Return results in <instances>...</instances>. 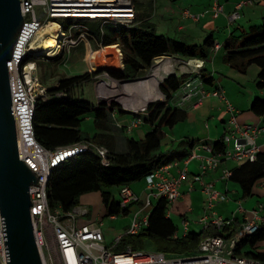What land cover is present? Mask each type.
Here are the masks:
<instances>
[{
	"label": "built area",
	"instance_id": "1",
	"mask_svg": "<svg viewBox=\"0 0 264 264\" xmlns=\"http://www.w3.org/2000/svg\"><path fill=\"white\" fill-rule=\"evenodd\" d=\"M250 4H253V0L238 1L233 10L227 14L228 22L233 23L238 20L240 18L239 10ZM20 11L23 24L13 46L12 56L6 63L7 82H9L10 110H12L15 128L17 156L37 177L36 183L31 184L28 189L29 220L31 234L42 264H264L260 259L234 253L239 239L254 233L258 225L264 223V215L259 214L257 209H252L249 211V216L246 215L241 222L236 236L227 238L220 235L219 233L233 221V218L216 215L212 209L219 200L226 201L227 197L215 189L212 183H204L199 175L195 179L200 182L201 189L205 194L206 213L198 219V222L203 226V229L213 227L218 233L204 237L193 252L180 256H165L162 251L133 249L129 245L123 250H115V245L123 234L134 235L146 226L148 212L139 215L144 207L151 204V197H162L168 203L180 198L179 188L181 181L186 176L185 168L177 172L176 177H168L164 174L167 165L159 166L146 174L144 180L147 193L143 201L127 185L118 188L120 206L141 202L144 207L135 211L125 232L118 234L115 237L114 245L111 246L104 244L100 218L96 221L78 224L81 217L87 216V206L78 204L67 212H62L59 208H50L47 184L51 169L60 161L83 150L94 151L100 157V162L107 165L108 150L90 140L50 150L36 140L32 116L37 99L46 98V87L38 81L36 62H23V58L27 54L52 57L48 55L49 49L45 47V43L51 40L57 46V51L53 56L61 54L65 50L69 51V48L77 46L82 41H87L88 37L97 40L96 36L91 33L89 24H97L100 28L106 24L129 26L134 23L136 13L132 0H20ZM223 12V5L214 0L211 6L212 15L216 17ZM183 15L191 20H199L200 17V14H193L188 10H185ZM47 24L56 26L41 33ZM98 42L101 44L100 41ZM220 48L221 45L214 42L210 48V54ZM119 54L121 56V52ZM203 63L204 59L200 58L181 59V66L186 68L184 72L191 76L182 83L179 89L173 92L170 98L173 106L182 107L191 99L200 103L205 96H215L224 102L225 109L230 115L226 120L225 132L220 138L223 144L221 150L215 151L212 145L207 143L195 145V148H202L208 152V155L204 157L205 163L202 164V172L205 167H216L223 159L238 163L254 161L260 151L256 138L262 127L239 123L236 118L237 110L227 101L222 88L212 90L204 88V82L199 75L193 76L194 73H199ZM141 122L140 117L133 118L127 126V131ZM194 156H196L195 152L192 151L191 157ZM223 175L229 178L231 170L224 169ZM237 210L244 211L241 205ZM109 217L115 218L116 215ZM2 220L0 215V264H8L9 258ZM181 224L182 236H185L189 231L190 221L182 218ZM172 237H178L177 233L175 232Z\"/></svg>",
	"mask_w": 264,
	"mask_h": 264
},
{
	"label": "trees",
	"instance_id": "2",
	"mask_svg": "<svg viewBox=\"0 0 264 264\" xmlns=\"http://www.w3.org/2000/svg\"><path fill=\"white\" fill-rule=\"evenodd\" d=\"M134 3L136 20L129 26L106 24L99 27L89 24V29L102 47L118 44L123 69L120 72L108 71L110 76L117 79H133L140 72L151 67L154 59L164 55H174L182 58H200L206 60L210 55V48L214 44L211 35L199 43H186L156 32L155 26L149 21L152 13L153 0H132ZM235 42H226L223 46L224 62L244 72L249 64H255L258 72L255 78L257 89L264 90V22L259 26H251L243 30ZM62 53V52H61ZM61 54L52 57L27 54L23 62L40 60H54ZM200 78L207 84H212V77L207 68L199 71ZM96 72H84L63 78L56 86L46 87V98H38L32 116V125L36 140L47 149L65 147L83 140H96L97 134L83 135L80 130L81 120L88 114L93 115L95 121H105L108 113L114 108L119 113H132L142 116V123L151 128L143 138H125L126 151L116 153L108 150V164H102L100 157L92 150H83L55 165L51 171L47 184V197L51 209L59 208L62 212L69 211L80 204V195L89 191H98L103 208L108 216L126 215L128 204L120 206L119 199H115L110 188H119L133 181L144 178L154 168L162 163L160 146L163 137V127H172L184 116L183 110L171 106L169 99L182 83L189 77L186 74L176 76L167 75L159 84L163 101L149 103L146 108L136 113L123 110L116 103L98 105L83 98L71 96V91L82 82H87ZM130 110L126 105L121 104ZM250 110L256 115L264 114V98L255 96ZM192 147L194 141H186ZM215 151L221 150V140L212 142ZM105 147V146H104ZM229 179L236 183L242 197L252 194L258 182L264 180V150L259 151L254 161H245L231 170ZM141 203V202H140ZM139 203V204H140ZM190 206L188 194H183L178 200L168 203L158 198L150 211L146 226L134 235L123 234L115 250H123L126 246L142 249L145 242H150L155 249L165 253V256L189 254L195 250L198 243L208 235L216 232L213 227L208 230L193 232L189 230L185 236L173 238L176 225L167 211L178 217H184ZM241 222L234 219L219 233L231 238L236 236ZM264 241V223L259 224L257 230L243 236L236 243V255L257 258L264 263V253L258 250L260 242Z\"/></svg>",
	"mask_w": 264,
	"mask_h": 264
},
{
	"label": "crops",
	"instance_id": "3",
	"mask_svg": "<svg viewBox=\"0 0 264 264\" xmlns=\"http://www.w3.org/2000/svg\"><path fill=\"white\" fill-rule=\"evenodd\" d=\"M216 1L222 4L224 8V12L222 14L217 15L216 17H214L211 13V6L214 0H168L166 2L165 7L166 12H168L167 16H169L170 18L174 17V20L178 21L175 27V31L182 32L185 30V32H187L186 34H188L190 38H193L195 36L198 38H203L205 36L207 37V34H209L213 37L214 42H218L221 45V48L218 51L223 49V46L226 42H235L233 40H237V37L241 34L243 30H247L251 26H259L264 22V0H253V4L243 6L239 10L240 18L233 23L228 22L227 14L233 10L234 5L240 0ZM153 10L154 2L152 11ZM185 10H188L190 13L193 14H200L199 20H191V18L189 17H184L183 12ZM163 18L164 16H162L161 19L163 20ZM152 23L154 24L156 29L157 24L154 22ZM160 34L168 36L167 33ZM215 34H217V36ZM220 36H223V38L221 37V41L219 38ZM92 40H95L97 44H99L98 40ZM191 43L195 42L191 41ZM115 45L117 46V51L119 52L120 48L118 44ZM93 51L97 52V50ZM218 51H216L217 53L215 52L216 54H210L209 57L204 60L203 67L207 68L210 76L213 78L212 84H207L204 82V88L206 90L222 88L227 101H229L230 104L237 110L236 118L239 123L254 124L262 127V130L256 138V143L259 147V150L263 151L264 114L256 115L250 110V105L255 96L264 98V90L257 89L255 86V78L258 72V67L254 64L255 68H252L250 72V75L252 74L254 77L252 79V81L254 82V85H252V87L250 86V88H244V85L242 86V83L240 82L241 78L238 77L237 73L236 75H232V79L234 81L232 82V86L226 87V85H223L220 77L216 76V72L214 70L215 67L206 66L208 62L212 63L215 66L216 64H218L216 62L218 58ZM181 59L187 58H179L180 61ZM121 63L122 54L120 56V64ZM222 66L225 67V65ZM249 68L251 69V66L247 67L244 72L246 73ZM122 69L123 64H121V68H116L115 72H120L122 71ZM196 75H199L200 77V73H194L193 76ZM99 102L93 104L98 105ZM169 103L171 106H173L170 99ZM177 108L183 110L184 116L172 127L162 128V146H160L159 150L161 154L162 163L159 166L167 165V170L164 174L168 177H176L178 175L177 172L184 168L186 169V176L181 181L179 190L181 192L180 198L185 193L189 195L190 206L187 209L184 217H179L180 220L182 218L188 219L190 221L189 230L193 232H199L201 230L206 229L208 230L210 228L209 227L203 229V226L198 222V219L204 213H206L205 194L201 189L200 182L195 179V177L198 175L201 176V179L202 181H204V183H212V186L215 189L224 193L227 197L226 201L219 200V202H217L213 207L212 212H214L216 215H220L224 218H233V220L236 219L239 222H242L246 215L249 216V211L252 209H257L259 211V214L264 215V180L258 182V184L254 186L252 194L250 196L242 197L238 185L223 175L224 169L232 170L240 163L233 160L223 159L218 163L216 167H205L202 172V164L205 163L204 157L208 155V152L202 148H195V145L199 143L212 144V142L219 140L222 137L225 132L226 120L230 116L225 109L224 102L221 101L218 97L208 95L205 96L202 101H200V103H196L195 99H191L188 101V103L186 102L182 107ZM126 114L128 115L121 116L118 110L114 108L110 113H108L107 119H105V121H94L93 134H97V138L96 140L91 141L101 146H105L106 148H109L116 153H124L126 151V137H132L136 140L141 139L143 138L144 134L151 128L148 125L143 129L135 132V129L139 128L142 124H144L141 122L136 127L131 128L130 131H127V126L131 123L133 118L140 117V119L142 120V116L133 115L132 113ZM90 115L91 114H88L84 117V119L89 117ZM191 140L194 141V145L192 147L186 144V141ZM192 151L195 152L196 156L191 157ZM141 180L143 183L141 188H133L131 184H128L127 186L134 193L140 196L141 201H143L146 196L147 190L144 178H142ZM116 189L118 192V188ZM157 199L158 198L151 197V204L152 200L156 202ZM239 205L242 206L244 211L237 210ZM166 215L171 216V218L173 216L168 211ZM99 218L100 217L98 216L97 219ZM84 220L81 219L82 222ZM131 220L132 218L128 221L126 228L130 224ZM176 233L178 236H182V233L181 235H179L177 227Z\"/></svg>",
	"mask_w": 264,
	"mask_h": 264
},
{
	"label": "rangeland",
	"instance_id": "4",
	"mask_svg": "<svg viewBox=\"0 0 264 264\" xmlns=\"http://www.w3.org/2000/svg\"><path fill=\"white\" fill-rule=\"evenodd\" d=\"M167 1L168 0H153L154 10L152 11L149 19L150 21L157 24L156 32L163 34L167 33L169 37L184 41L185 44L191 43V41L197 44L201 43L206 36L203 38H198L196 36L190 38V36L186 34L187 32H185V30L182 32L175 31V27L178 21L174 20V17L170 18L169 16H167L168 12H166V7H165ZM162 16H164L163 20L161 19ZM215 35L217 36V34ZM221 37L223 38V36L219 37L220 41L222 40ZM101 49L102 46L97 44L95 40H92L88 37L87 41H82L77 46L69 48L68 49L69 51L65 50V52L61 53V55L58 58H55L54 60H40L36 62L35 67H37V75L39 78L38 81H40L41 84L45 87L47 86L52 87V86H56L58 81L63 78H67L74 75H80L83 74L84 72L94 71L96 72L95 76L90 78V80H88L87 82H82L80 85H77L75 88H73L71 91V96L75 98L86 99L91 103H97L99 101L103 102L104 104L116 103L120 107L121 104H124L131 110L134 106L132 105V102L128 101V98L138 96V93L140 91L139 87L142 86V81L138 78L148 76L152 72V70L155 67V64H157L155 63L156 59H154L150 68L140 72L138 76L133 78L134 80L125 79V81H119L120 79L116 80L115 78L111 77L108 71H115L116 68H121V64L116 63L115 60H112L111 59L112 55H109L110 57L102 58L100 55H98L99 54L98 52H100ZM51 50L54 49H50L49 52L51 56H53L55 53H52L53 51ZM92 50H97V52H93V54H90L89 51ZM119 52L118 55L120 56ZM88 54L90 55V60L92 64H98L100 65V68H97L96 70L90 69V65L86 60ZM167 56L169 61L173 63L172 71L169 74L172 75L175 74L176 76L185 74L184 70H186V68L181 66V61L179 60V58L182 57L174 56V55H164L157 58H165ZM223 57H224V50L221 49L220 51H218V58L216 61L218 64H216V66L209 62L206 64L207 67H211V66L215 67L214 70L216 72V76L220 77L223 85H226V87L232 86V82H234L232 79V75L234 74L236 75V73L238 77L241 78V81L240 80L239 81L242 83V86L244 85L243 86L244 88L245 87L250 88V86L252 87V85H254V82L252 81L254 77L252 74L250 75L252 68H255V65L253 63L247 66V67L251 66V69L249 68L248 71L245 73L225 63ZM106 63L112 65V67L108 68V70L103 66V64L105 65ZM114 65H116L117 67L114 68ZM222 65H225V67ZM250 79H251V85H250ZM156 92L157 94L154 101H163L165 97L162 98V93L159 88V84L156 87ZM154 101L152 100L149 103ZM120 114L121 116L128 115L126 113H120ZM140 115L143 116L144 113L141 112ZM94 121L95 119L93 115H90L89 117L81 120L80 130L83 133V135H89V136L93 135ZM146 126L148 125L142 124L139 128L135 129V132L143 129ZM130 184L133 188H141L143 183L142 180L140 179L137 181H133ZM110 190L112 191L114 198L117 199L118 192L116 187L110 188ZM79 203L81 205L87 206L89 209V214L85 217H81L82 220L85 219L83 222L96 221L97 217L98 216L100 217V219L102 220L101 228L104 234V244L110 246L114 245L115 237L118 234L125 232V229H127L126 226L128 224V221L132 218L135 211L143 206V203L132 204L129 206V212L126 215L123 216L119 215L115 218H111L106 214L103 208L101 196L98 191H89L83 193L82 195H80ZM154 203L155 202L152 200V204H150L148 207L143 206L144 207L143 211L140 213L139 216L149 212L152 206L154 205ZM81 219L78 220V224L82 223ZM172 220L177 226L179 235H181L182 224L180 218L173 215ZM142 249L156 250L154 245L148 241L145 242V245ZM258 250L264 253L263 240L262 242L259 243Z\"/></svg>",
	"mask_w": 264,
	"mask_h": 264
},
{
	"label": "water",
	"instance_id": "5",
	"mask_svg": "<svg viewBox=\"0 0 264 264\" xmlns=\"http://www.w3.org/2000/svg\"><path fill=\"white\" fill-rule=\"evenodd\" d=\"M22 24L20 0H0V215L4 224L8 264H42L31 234L29 220L28 189L31 184L36 183L37 177L17 156L15 128L10 110L9 82H7L6 63L12 56L13 46ZM147 105L136 110L145 109ZM121 108L132 112L122 105Z\"/></svg>",
	"mask_w": 264,
	"mask_h": 264
},
{
	"label": "bare ground",
	"instance_id": "6",
	"mask_svg": "<svg viewBox=\"0 0 264 264\" xmlns=\"http://www.w3.org/2000/svg\"><path fill=\"white\" fill-rule=\"evenodd\" d=\"M55 26H56L55 24H47L43 28L41 33L48 31V30H51ZM45 47L47 49H49L47 51L49 56H51V54L49 53L50 49H54V50H51V51H53L52 53H55L57 51V46L55 45V42H53L52 40L46 42ZM89 52H90V54H92V51H89ZM98 53L97 54L100 55L102 58L110 57L109 55H112L111 59L115 60L116 63H120V60H119L120 56L118 55L117 46L115 44L109 45L108 47L103 48V50L101 49L100 52H98ZM86 60L88 61L89 65H90V69L96 70L97 68H100V65L92 64L89 54L87 55ZM155 63H157V64H155L154 69L152 70V72L148 76L138 78L142 81V86L139 87L140 91L138 93V96L128 98V101L132 102V105L134 106L131 109L132 111L142 108L143 106H145L146 104H148L152 100L154 101L156 94H157V92H156L157 85L159 84L160 80L163 77H165L166 75H168L172 71L173 63H171L169 61L168 56L165 58H156ZM103 66L105 68L112 67V65H109L108 63H106L105 65L103 64ZM116 67L117 66L114 65V68H116ZM163 97H164V95H162V98Z\"/></svg>",
	"mask_w": 264,
	"mask_h": 264
}]
</instances>
